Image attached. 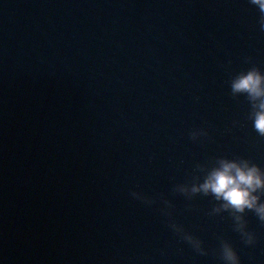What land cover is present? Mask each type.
<instances>
[{
	"label": "water",
	"instance_id": "1",
	"mask_svg": "<svg viewBox=\"0 0 264 264\" xmlns=\"http://www.w3.org/2000/svg\"><path fill=\"white\" fill-rule=\"evenodd\" d=\"M259 18L249 0H0V264H224L221 240L264 264L254 212L246 245L211 195L175 191L219 158L264 169L230 88L264 72Z\"/></svg>",
	"mask_w": 264,
	"mask_h": 264
},
{
	"label": "clouds",
	"instance_id": "2",
	"mask_svg": "<svg viewBox=\"0 0 264 264\" xmlns=\"http://www.w3.org/2000/svg\"><path fill=\"white\" fill-rule=\"evenodd\" d=\"M249 3L257 6L260 13V30L264 31V0H249ZM231 93L234 97L244 95L251 106L248 118L253 122V128L259 136L264 137V72L258 67L252 66L246 71H241L230 80ZM206 134L203 132L192 133V138L197 135ZM199 167V166H198ZM205 172L203 181L199 176L195 177L188 184L177 185L175 191L191 198L196 194L204 196L211 195L216 204L212 212L219 214L228 212L234 222V230L241 235L246 245L255 243V235L247 230L245 219L246 211L254 212L259 221L264 224V169L248 159H228L219 158L215 166L208 170L201 168ZM131 195L142 200L145 204H152L154 201L132 192ZM171 207L169 201H164ZM166 215L171 217L170 212ZM169 226L175 233L181 235L201 255L208 253L202 247V241L197 237L185 232L183 226L170 221ZM220 259L224 264H240V258L231 243L221 240L219 249Z\"/></svg>",
	"mask_w": 264,
	"mask_h": 264
}]
</instances>
